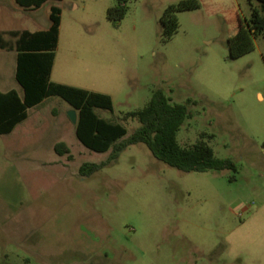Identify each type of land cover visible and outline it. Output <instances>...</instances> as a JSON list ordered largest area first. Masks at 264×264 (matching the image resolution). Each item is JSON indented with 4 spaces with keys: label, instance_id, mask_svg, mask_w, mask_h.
<instances>
[{
    "label": "rangeland",
    "instance_id": "1",
    "mask_svg": "<svg viewBox=\"0 0 264 264\" xmlns=\"http://www.w3.org/2000/svg\"><path fill=\"white\" fill-rule=\"evenodd\" d=\"M181 1L124 0L117 24L106 15L116 0H49L23 12L0 3V27L43 30L60 8L51 81L110 96L113 111L95 113L122 124L124 138L139 127L124 116L162 90L188 106L178 143L203 140L237 167L185 173L139 143L81 177L83 163L110 151L85 148L71 107L47 98L0 136V264H264V37L242 30L257 1L198 0L175 13L166 38L161 18ZM14 72L15 53L0 55V92L22 95ZM60 142L69 155L55 153Z\"/></svg>",
    "mask_w": 264,
    "mask_h": 264
},
{
    "label": "trees",
    "instance_id": "2",
    "mask_svg": "<svg viewBox=\"0 0 264 264\" xmlns=\"http://www.w3.org/2000/svg\"><path fill=\"white\" fill-rule=\"evenodd\" d=\"M25 9H38L49 0H14ZM251 14L244 19L242 30L247 40L264 37V0H256ZM200 7L198 0H183L166 9L161 24L166 38H170L178 28L175 15L178 11ZM124 0H116V5L107 10V19L117 24L127 14ZM50 26L44 31L0 32V51H15L16 68L14 78L22 89V95L15 90L0 92V135H7L27 118L28 110L50 97H59L71 109L76 110L75 134L78 141L96 153L110 151L106 161L99 164L83 163L79 168L81 177H89L116 161L129 146L142 143L158 161L185 173H204L210 170L237 172L231 159L215 156L213 149L203 140L191 146H181L177 134L189 116L187 104L173 103L162 90L153 93L147 105L124 118L136 120L139 127L128 137L126 128L120 123H112L100 118L95 109L113 111L110 96L102 93L68 86L51 81V74L58 47L61 10L52 6L49 14ZM264 149V143L262 145ZM58 156L69 155L63 142L54 146ZM231 180H234L232 177Z\"/></svg>",
    "mask_w": 264,
    "mask_h": 264
},
{
    "label": "crops",
    "instance_id": "3",
    "mask_svg": "<svg viewBox=\"0 0 264 264\" xmlns=\"http://www.w3.org/2000/svg\"><path fill=\"white\" fill-rule=\"evenodd\" d=\"M0 3L1 4H6V5H10L15 11H19V12H23L24 10H27V9H25V8H22V7H20L14 0H0ZM45 4V3H44ZM52 7V6H51ZM51 7H50V9H51ZM74 7H76V5H74ZM23 9V10H22ZM50 14V13H49ZM61 23H62V13H61ZM49 26H50V23H49V25L47 26V28L46 29H43V30H37V29H29V28H27V27H16L15 25H13L12 23H10V25H8V26H6V25H4V26H2V27H0V32H4V33H6V32H15V31H30V32H35V31H44V30H47L48 28H49ZM60 27H61V25H60ZM60 36V35H59ZM9 53H15V68H16V56H17V54H16V52L15 51H0V55H7V54H9ZM53 71V70H52ZM15 73V72H14ZM52 75V74H51ZM55 83H60V84H62V82H55ZM36 107V106H35ZM34 108V107H33ZM32 109V108H31ZM30 110V109H29ZM29 110H28V112H29ZM27 118H28V113H27ZM26 118V119H27ZM25 121V120H24ZM23 121V122H24ZM19 125V124H18ZM16 128V127H15ZM14 128V129H15ZM13 129V130H14ZM13 132V131H12ZM11 132V133H12ZM11 133H9V134H11ZM9 134H7V135H9ZM0 136H3V135H0Z\"/></svg>",
    "mask_w": 264,
    "mask_h": 264
},
{
    "label": "water",
    "instance_id": "4",
    "mask_svg": "<svg viewBox=\"0 0 264 264\" xmlns=\"http://www.w3.org/2000/svg\"><path fill=\"white\" fill-rule=\"evenodd\" d=\"M68 117L70 119V121L76 125L77 123V113H76V110L74 109H71L69 112H68Z\"/></svg>",
    "mask_w": 264,
    "mask_h": 264
}]
</instances>
